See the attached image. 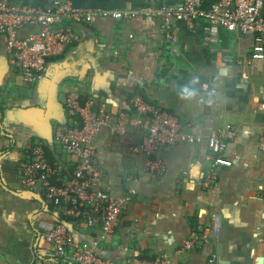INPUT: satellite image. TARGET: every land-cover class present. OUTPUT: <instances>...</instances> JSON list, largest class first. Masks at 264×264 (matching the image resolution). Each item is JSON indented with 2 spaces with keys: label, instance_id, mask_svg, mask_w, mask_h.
I'll list each match as a JSON object with an SVG mask.
<instances>
[{
  "label": "crops",
  "instance_id": "obj_1",
  "mask_svg": "<svg viewBox=\"0 0 264 264\" xmlns=\"http://www.w3.org/2000/svg\"><path fill=\"white\" fill-rule=\"evenodd\" d=\"M11 4L52 8L53 0H8ZM80 9L140 10L179 6L184 0H70ZM217 0H206L208 8ZM161 17L116 21L97 18L75 24L62 20L79 41L49 58L46 70L25 84L13 52L0 39V264H74L70 255L51 259L48 230L64 222L76 242L98 239L100 224L67 219L39 187L25 188L21 165L41 144L67 182L76 162L58 138L72 120L63 104L66 93L87 94L95 105L136 117L130 100L141 96L176 116L182 129L201 142L160 151L161 177L145 171L146 156L133 152L148 133L149 118L131 126L125 138L103 130L95 139L102 185L114 196L134 187L115 232L97 246L98 254L121 263L167 255L173 264H264V61L250 60L253 39L223 31L215 45L203 43L201 20L194 29L172 22L168 34ZM39 26H26L20 37L33 38ZM132 36V37H131ZM163 72V73H162ZM162 73V74H161ZM207 84V89L202 88ZM232 126L235 138L222 156L216 183L205 188L206 172L216 155L207 140ZM139 179V183L134 180ZM216 229L219 233L216 234ZM199 247L181 251L186 240Z\"/></svg>",
  "mask_w": 264,
  "mask_h": 264
},
{
  "label": "built area",
  "instance_id": "obj_2",
  "mask_svg": "<svg viewBox=\"0 0 264 264\" xmlns=\"http://www.w3.org/2000/svg\"><path fill=\"white\" fill-rule=\"evenodd\" d=\"M206 0H184L179 6H161L140 10L80 9L70 0H53L52 8L28 6L21 8L8 0H0V39L13 52V63L21 72L25 84H31L46 70L49 58L62 54L65 49L79 41V35L70 27L56 26L62 20L72 23H91L97 18L116 21L130 20L138 16L161 17L162 31L168 34L172 22H183L194 29L201 20L207 23L202 28L203 43L215 45L223 31L239 36L251 37L253 45L250 60L264 61V0H217L205 8ZM37 25L39 32L33 38L20 37L26 26ZM132 37V36H131ZM207 84L202 88L207 89ZM81 93L70 92L63 96V104L72 120L71 125L62 127L58 138L76 166L71 178L64 184L57 183L59 169L47 160L41 144L32 148L30 160L20 169V181L25 188L39 187L46 199L60 208L64 218L87 226L100 224L98 239L92 243L76 242L64 222L48 230L46 240L51 248L46 254L51 259L70 255L74 264H173L169 256L162 255L151 260L130 258L121 263L105 259L97 252V246L105 242L119 225L125 207L137 194L134 187L122 196H114L107 186L102 185V173L96 161L95 139L103 130L125 138L131 126H139L142 119L149 118L148 133L133 152L146 156L145 171L154 177L166 172L160 151L168 146L201 142L198 134H189L182 129L178 118L145 101L141 96L130 100L136 117L125 112H112L103 101L97 106L93 99L81 103ZM235 138L232 126L218 130L207 140V145L216 157L206 172L204 187H212L218 179V167H230L232 162L222 156L228 141ZM258 148L264 153V137ZM139 183V179L134 180ZM219 231L216 229V234ZM199 247L194 239L186 240L181 251ZM208 264H220L218 255L211 253Z\"/></svg>",
  "mask_w": 264,
  "mask_h": 264
},
{
  "label": "trees",
  "instance_id": "obj_3",
  "mask_svg": "<svg viewBox=\"0 0 264 264\" xmlns=\"http://www.w3.org/2000/svg\"><path fill=\"white\" fill-rule=\"evenodd\" d=\"M163 73V72H162ZM161 73V74H162ZM89 99H91L87 94H82L81 95V103H83V102H86V101H88ZM68 219V218H67ZM106 259V258H105Z\"/></svg>",
  "mask_w": 264,
  "mask_h": 264
}]
</instances>
